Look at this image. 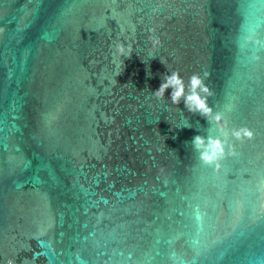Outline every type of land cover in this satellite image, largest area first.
<instances>
[{
  "label": "water",
  "instance_id": "water-1",
  "mask_svg": "<svg viewBox=\"0 0 264 264\" xmlns=\"http://www.w3.org/2000/svg\"><path fill=\"white\" fill-rule=\"evenodd\" d=\"M0 264H264V0H0Z\"/></svg>",
  "mask_w": 264,
  "mask_h": 264
},
{
  "label": "clouds",
  "instance_id": "clouds-1",
  "mask_svg": "<svg viewBox=\"0 0 264 264\" xmlns=\"http://www.w3.org/2000/svg\"><path fill=\"white\" fill-rule=\"evenodd\" d=\"M149 39L153 42L154 47L159 43V40L154 36H150ZM117 53L123 58L130 57L133 51L131 46H128L126 50L124 44H117ZM208 78V73H205L203 77L198 73L191 75L188 83V91L190 94L186 95L183 78L178 72L173 71L170 75L165 76L164 81L160 84L159 88L153 92V95L158 99H162L164 93L171 88L172 91L170 96L173 104L178 105L183 97L185 100V107L188 108L189 111L199 112L203 117L211 118L212 108L208 106L207 98L212 95V91L204 83L205 79ZM200 93H203L204 95L201 96ZM214 119L217 123H220L221 121L219 115H216ZM233 135L236 138L243 140L245 137L251 139L253 133L247 128H242L238 131H234ZM194 144L197 149H203L201 152V159L206 163H212L224 157V147L220 140L209 139L208 143L205 144L204 138L196 136L194 138ZM231 154L235 155L234 152Z\"/></svg>",
  "mask_w": 264,
  "mask_h": 264
}]
</instances>
